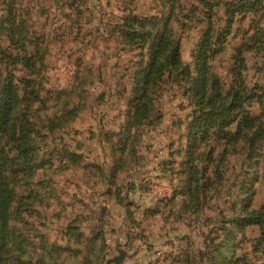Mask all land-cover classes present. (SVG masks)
<instances>
[{
    "label": "rangeland",
    "instance_id": "obj_1",
    "mask_svg": "<svg viewBox=\"0 0 264 264\" xmlns=\"http://www.w3.org/2000/svg\"><path fill=\"white\" fill-rule=\"evenodd\" d=\"M84 1L82 9L74 12L59 1L61 8L57 11L49 9L46 15L29 0L12 3L16 22L20 21L26 36L13 40L18 45L24 42L27 49H7L9 37L0 30V81L8 72L12 74L21 97L14 118L20 120V115L26 111L28 139L35 146H29L32 149L31 164L34 166L40 159L43 161L42 166L37 167L19 163L21 165L5 168L7 181L9 179L7 186L12 193L7 224L14 235L21 236L25 248L23 258L32 264H105L106 258L114 252L113 238L119 233L121 221L118 214H113L111 223L116 232L108 230L106 233L103 259L97 250L98 241L96 253H89L84 238L81 236L76 242V235L70 234L73 231L68 229L72 224L86 236L92 229L90 225L96 222L93 215L88 216V208L95 206L93 198H99V178L92 174L93 168L85 170L81 165L90 159L100 163L103 155L110 156L105 133L117 132L127 119L132 80L146 78L150 39L142 46L137 40L130 45L119 33L108 36V24H114L128 12L151 14L154 11L155 14L159 11L158 16H169L168 27L171 38L179 42L180 61L188 67L192 77L198 72L194 51L205 22L201 18L204 10L196 0L167 1L163 9L160 8L161 0ZM217 12L215 26L222 28L221 5ZM5 15L6 5L0 0V22ZM162 23L159 21L157 28H162ZM259 36L263 40L261 45L257 43ZM36 39L42 40L37 46L40 49L46 47V52L32 51ZM28 41L32 43H25ZM240 46L246 67L244 83L258 94L262 93L264 98V8L261 12H248L234 19L230 34L209 63L210 72L220 82L228 83L231 79L232 55ZM22 56H29V65L21 62ZM178 73L179 70L168 67L160 77L149 74L150 111L148 117L134 127L131 143L138 156L134 161L138 192L132 199L139 209L133 207L131 210L137 221L142 209L154 206L159 197L168 196L167 192L172 189L170 171L162 168L163 163L178 148L193 109L187 91L190 85L180 82ZM248 104L247 110L251 114L261 112L257 99ZM262 121L264 123V110ZM4 141L5 137L0 135V145ZM243 141L239 138L232 145L218 144L213 148V160L218 159L223 149L227 150L221 166L223 180H214L206 194L207 209L215 213L213 221L211 219L213 226L220 225L217 220L232 216L234 204L240 207L241 199L249 190L254 193L251 208L260 211L264 218V138L253 146V159H247ZM211 144L203 146V151ZM65 146L68 150H81L79 154L83 157L79 166L70 165V157L68 162L62 161L67 151L61 149ZM174 158L171 155V159ZM19 160L22 162L23 159ZM253 177L257 179L252 182ZM132 189L134 187L130 186L128 190ZM99 200L103 201L102 198ZM206 214L210 212L206 211ZM136 227L134 235L141 236L144 248L154 254L155 264L167 262L169 253L173 252L170 242L178 248L183 244L179 239L185 234V227L175 220H166L163 215L152 216L145 229ZM244 233L235 232L236 237H245L240 252L246 253L248 264H264V245L256 244L259 227L250 226ZM192 238L196 239V236ZM128 247L131 249L130 245ZM127 262L131 264L132 261L128 259Z\"/></svg>",
    "mask_w": 264,
    "mask_h": 264
},
{
    "label": "trees",
    "instance_id": "obj_2",
    "mask_svg": "<svg viewBox=\"0 0 264 264\" xmlns=\"http://www.w3.org/2000/svg\"><path fill=\"white\" fill-rule=\"evenodd\" d=\"M1 1L6 5V15L0 22V30L9 37L10 43L7 49L9 47L21 50L29 48L24 42L18 45V42L13 40L18 36L26 37L20 21L16 22L17 15L12 8V3L16 0ZM59 1L70 12L80 11L85 5L84 0H29L34 6L40 7L44 15L49 9H60ZM117 1L122 3L123 0ZM167 1L175 3V0H161V2L159 0L161 9L165 7ZM196 2L204 10L203 13L201 11V18L205 22V28L194 51L198 64L196 77H192L188 67L180 61L179 42L171 38L172 32L168 27L169 16H158L159 11L155 14L154 11L151 14L128 12L120 16L119 21L108 24L106 29L108 36L119 33L121 38L130 45H134V40H137L138 45L142 46L150 39L151 51L145 64L146 78L143 81L132 80L127 102L129 107L127 119L125 118L117 132L105 133L110 145L111 166L109 170L105 172L100 165L95 163L81 166L92 167L94 171L92 174L102 177L108 185H115L119 174L138 160L137 151L131 141L134 137V127L147 118L150 111L149 74L160 77L168 67L179 70L178 80L190 85L187 91L193 107L190 113L191 118L184 128L178 148L174 151L172 149L173 153L170 154L169 160L163 163L165 166L162 168L165 167L170 171L171 194L159 197L154 206L147 207L144 214L152 216L168 207L167 217H172L175 221H183L189 227L190 232H194L197 240L189 233L180 237L179 240L183 244L179 246L176 253L168 255L172 264H248V256L245 252H240L245 237L238 238L235 232L243 235L244 229L258 226L260 234L256 239V244L264 245V218L260 211L250 206L253 191L249 190L248 194L246 192V196L240 201V207L234 204L232 216L217 220L220 223L218 226H213L211 219L213 221L215 213L207 209L205 200L207 192L214 185L213 181L223 180L224 177L221 166L227 150L223 149L218 159L213 160L215 145L229 146L236 143L239 138H243L242 145L245 146L246 157L253 159V146L264 138L262 121L264 98L262 93L258 94L244 83L243 71L246 67L241 46L237 47L232 55V64L229 68L231 79L228 83L220 82L210 72L209 63L230 34L236 16L248 12H261L264 8V0H196ZM219 5L223 7L224 19H221V22L224 24L222 28L215 26ZM125 11L126 9L123 13ZM65 17L69 18V15L65 14ZM159 21H163L162 28H157ZM39 40L42 43L41 39H36L33 42L32 51L46 52V47L40 49L37 46ZM257 41L258 45L263 44L262 36H259ZM25 43H32V41ZM21 62L26 66L29 65V56H22ZM34 63L35 61L30 66H34ZM19 99L21 101L16 83L12 74L8 72L0 81V135L5 137L4 143L0 145V264H32L31 261L23 258L22 251L24 252L25 248L21 243V236L14 235L12 228L7 224L12 193L7 186L9 179L7 181L5 168L21 164L33 166L30 161V152L31 148L35 147L28 139L30 130L26 120L28 118L26 111L24 110L20 115V120L14 118V110ZM253 99H257L260 105L261 112L257 115L247 110L248 103ZM210 143L212 147L209 146L207 151H203L202 147ZM65 149L70 156L65 153L66 158L62 161L68 162L72 158L70 165L79 166L83 156L81 157L74 150H68V146L62 148L61 151L64 152ZM171 155L175 158L171 159ZM20 158L23 159L22 162ZM40 164L42 166V159L33 167ZM175 164L177 167H174ZM17 170L16 167L15 171ZM262 176L264 178V163ZM256 179L257 177H253L251 181ZM130 186L128 185L127 189ZM121 190V186L116 185L112 192L118 201L122 200ZM132 205L131 202L126 203L128 207L126 218L131 228L138 225L130 208ZM206 211L210 214H206ZM68 229L73 231L70 234L76 235V242L81 236L84 238L88 244L89 253H96L95 244L98 241L97 250L101 254L99 256L101 259L104 258L102 255L105 243L99 228L91 229L86 236L72 224L68 226Z\"/></svg>",
    "mask_w": 264,
    "mask_h": 264
},
{
    "label": "crops",
    "instance_id": "obj_3",
    "mask_svg": "<svg viewBox=\"0 0 264 264\" xmlns=\"http://www.w3.org/2000/svg\"><path fill=\"white\" fill-rule=\"evenodd\" d=\"M103 145V144H102ZM75 150V149H74ZM78 153H81L80 149H76L75 150ZM106 151V150H105ZM83 156V155H82ZM108 154L103 155V159L102 162H92V160L90 159V161L85 162V164H89V163H95L101 166V168L107 172L111 166V158L109 160ZM134 167L135 165H131L130 167L127 168V170L121 172L119 174V177L115 180V185H108L107 182L105 180L102 179V177H98L99 179H95L98 181V184L100 186V190H99V194L98 197L102 198L103 201L100 202L99 198H93L92 199V204H95V206H90L88 208L90 214L88 216L93 215L94 219H95V223L92 225H90V228L95 229V228H99L100 231L102 232V238L104 239V243L106 245V233L108 232V230L110 232H116L113 228V226H111L112 223V218H113V214L116 213L119 215L121 221L119 224V233H116V235L113 238V248H114V252L112 253L111 257L112 258L114 254L117 253L116 251V246L117 244H124L123 248L126 251L127 256L124 258L123 263L122 264H126V261H128V259H130L132 262L131 264H155V258H154V254L148 252L145 248L144 245L142 244L143 241L140 239V235H134V228L137 227H130L126 218V208H128L126 206L127 202H131L134 204V206H131L130 208L133 209V207L135 209H139L137 208L138 205H136V201H134L132 199L133 195H136L135 193L138 192L136 191V188L138 186L137 183V178H136V174H134ZM84 168L85 170H89L92 169V167H81ZM126 173V174H125ZM128 173V174H127ZM116 185L121 186L122 190L120 195L122 196V200L118 201L115 198V195L112 193L114 191V188ZM132 186L134 187V189L132 190H128L127 186ZM172 191V189H170V192ZM130 192H134L131 193ZM170 192H167V195L169 196ZM136 197V196H135ZM137 206V207H135ZM147 209V207H145L144 209H142L141 211V218L140 220H138V227H140V229L144 228L146 226V223L148 220H150V218L152 216H156L157 214L163 215V217L166 220H173L172 217H167V212H168V207H165L163 210H161L160 212L150 216L144 214V211ZM137 220V218H136ZM177 223L182 224L185 227V230L183 231V233H189L192 235V237L195 236L194 232H190L189 227L183 222V221H176ZM145 224V225H144ZM145 229V228H144ZM144 233V232H143ZM184 235V234H183ZM137 237V238H134ZM142 241V242H141ZM128 245L131 246L128 247ZM170 245L172 247L171 251H173L172 253L170 252V254H174L177 252L178 247L174 246L172 242H170ZM156 256V255H155ZM109 258H106L109 259ZM170 258V257H169ZM167 257V262L165 264H172L171 263V259H169ZM105 260V262H106ZM127 264H129L127 262ZM173 264H177V263H173Z\"/></svg>",
    "mask_w": 264,
    "mask_h": 264
},
{
    "label": "water",
    "instance_id": "obj_4",
    "mask_svg": "<svg viewBox=\"0 0 264 264\" xmlns=\"http://www.w3.org/2000/svg\"><path fill=\"white\" fill-rule=\"evenodd\" d=\"M124 244H117L116 251L117 253L113 255L112 258L106 260L105 264H122L124 258L127 256L125 249L123 248Z\"/></svg>",
    "mask_w": 264,
    "mask_h": 264
}]
</instances>
